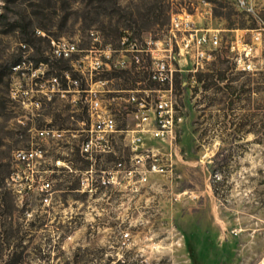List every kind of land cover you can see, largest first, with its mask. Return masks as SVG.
<instances>
[{"label": "rangeland", "instance_id": "374dc122", "mask_svg": "<svg viewBox=\"0 0 264 264\" xmlns=\"http://www.w3.org/2000/svg\"><path fill=\"white\" fill-rule=\"evenodd\" d=\"M12 1L0 0V12L12 19L23 8L34 17L28 0ZM255 1L261 20L232 0H67L63 8L44 9L52 20L49 32L36 27L32 38L41 53L29 44L20 51L25 62L11 72L4 59L17 55L21 42L0 27V71L6 66L0 81V264H264V30L250 57L225 45L236 33L247 41L252 28L264 27V0ZM184 13L221 38L195 70L169 32L171 18ZM123 34L134 35L137 50L124 47ZM58 39L75 43L77 51L46 97L38 84L54 77L52 41ZM169 48L172 131L144 133L134 152L128 141L138 130L137 106L126 101L128 90H137L149 107L144 127H157L155 103L169 93L163 91L167 80L151 76V57L166 60ZM95 56L104 65L99 75L89 71ZM32 57L47 62L34 68ZM244 62L250 67L243 69ZM35 69L41 78L32 76ZM67 76L100 90L116 121L110 151L81 152L87 92L62 95ZM99 77L105 84L94 83ZM19 84L32 92H16ZM34 99L45 104L35 107ZM69 114L80 115L83 124L70 123ZM46 126L61 128V135L38 137L36 129ZM31 146L39 154L28 168L15 152ZM45 180L48 191L41 189Z\"/></svg>", "mask_w": 264, "mask_h": 264}, {"label": "built area", "instance_id": "2783aa9c", "mask_svg": "<svg viewBox=\"0 0 264 264\" xmlns=\"http://www.w3.org/2000/svg\"><path fill=\"white\" fill-rule=\"evenodd\" d=\"M203 1V0H202ZM234 4L244 11L245 13L252 15L257 20H261L258 15V10L256 7L255 0H232ZM189 14L175 15L171 18L169 24V32L174 40V42L179 46V49L186 50L190 53L193 60V67L197 69L201 66V61L207 59L210 54L208 50L212 48H217L221 45V38L217 31L210 28H203L198 26L194 21L188 18ZM261 30L264 27L257 26L252 28L250 40H245L241 34H236L232 39L225 40V45L230 50H236L240 55L239 57H250L255 53H258L261 41ZM171 39V37H170ZM161 43V40H155L154 44ZM52 53L55 57L69 58L74 52L77 51V46L75 43L58 39L52 41ZM133 49V48H132ZM168 50V57L166 60L160 59L159 57L152 58L151 76L158 80H167L168 87L163 91L168 92V96L165 99H158L155 103V108L153 110V116L157 127L148 128L144 127L150 123L149 120V107L145 100L138 99L134 92L137 90H128V95L126 101L133 102L136 104L137 109L134 111V116L137 119L136 126H138L137 133L132 135L128 141L130 149L134 152L140 150L142 144V135L144 133H150L153 137H164L167 136L172 131V110H173V99L171 95L172 90V71L171 67V48ZM152 52V51H151ZM86 57V56H84ZM134 62H139V57H133ZM90 74L99 75L104 69L102 59L99 57H93L89 60ZM17 65L13 67L14 69L19 68ZM250 63L244 62L243 69L249 68ZM166 70L168 76H162L163 71ZM32 76H38L36 69L32 71ZM68 77V76H67ZM69 85L67 89L62 90V95L71 89L78 92H87L85 101L87 102V114H88V126L83 129L85 134L80 141V150L86 155H93L97 153H103L111 150L110 136L117 131L116 121L104 103L103 99L97 94L100 90L97 89H80L77 85L79 80L77 78L68 77ZM53 82H56V78L50 77L42 82H39V88H44V90L52 91ZM106 79L99 77L94 80L97 85L105 84ZM47 85L51 86L48 87ZM16 92L20 94H29L32 92V88L21 89L20 84L18 85ZM78 87V88H77ZM150 91H162L159 88H150ZM116 95L112 94L110 100H115ZM31 104L35 107H39L40 103L37 99L31 101ZM62 130L46 126L44 128L36 129L35 133L38 137H56L61 135ZM39 150L36 147H28L23 149H18L15 152V158L23 163L26 167L30 168L34 161L36 160ZM49 181L45 180L41 184V189L48 191L50 189ZM46 199V196L44 197Z\"/></svg>", "mask_w": 264, "mask_h": 264}, {"label": "trees", "instance_id": "16d2710c", "mask_svg": "<svg viewBox=\"0 0 264 264\" xmlns=\"http://www.w3.org/2000/svg\"><path fill=\"white\" fill-rule=\"evenodd\" d=\"M209 1H214V0H209ZM12 2L16 6H19L21 4V0H13ZM28 2H29L28 4H30L31 13L34 15L33 18L30 15L26 14L23 8H21V9L19 8L20 10H18L16 12V16L12 17V19H10L8 17L6 11L0 12V27H4L1 32L5 33V34H7V33L16 34L17 38L21 42V47H19L20 50L17 53V55H14L13 57H6L4 59V62L9 63L7 65V67L5 66L9 70V72H11L14 69L13 67H15L17 65L21 66L25 62V59H24V57L21 56L20 51L22 52L23 48H27L29 46V44H32L35 47L36 52L41 53L39 46L34 44L32 38L35 36L36 27H38L42 31L49 32L48 30L50 29L52 20L50 19L51 17L48 16L47 13H44V9L49 8V7L63 8L66 6L67 0H28ZM134 24L135 23L133 22L132 25H134ZM132 25H129V26H132ZM132 28L135 29V27H132ZM121 37H122L121 42L124 45V47H131L134 50H137L136 43L133 42L134 35L123 34V35H121ZM41 38H43V37H41ZM67 59L68 58L53 57V60L51 62V68H52V70H54V72H53L54 78H57L62 73L64 74V76L66 75V73H64L65 68H66V66H65L66 64L64 62ZM29 60L32 63L34 62L33 63L34 68H36L39 65V63H41V62H45V63L47 62L46 57H32ZM30 61H28V62H30ZM5 67L2 69V71H0V81L2 80L3 76L6 74V71H3L4 69H6ZM134 67H136V65H134ZM8 70H7V72H8ZM114 70L115 69H112L111 72H113ZM47 72H50V74L53 75L51 70H49ZM120 72H124V70H121ZM45 77H46V75L43 76V78H45ZM36 78H41V77H39V75H38ZM80 79H79V82L81 81ZM35 82H37V81H35ZM6 85H8V83H6ZM61 86H62L61 90H65V89H67L68 85H65L64 83H62ZM79 88L80 89H86L82 86L81 82L79 83ZM47 96H48V94H47ZM37 100L40 103L39 106H43V104H45V102L42 99L41 100L37 99ZM70 115L74 117L73 114H69L68 117ZM74 118L82 119V117L80 115H77ZM67 128H69V127H67ZM57 129L60 130L61 128H57Z\"/></svg>", "mask_w": 264, "mask_h": 264}, {"label": "crops", "instance_id": "0c3cea01", "mask_svg": "<svg viewBox=\"0 0 264 264\" xmlns=\"http://www.w3.org/2000/svg\"><path fill=\"white\" fill-rule=\"evenodd\" d=\"M236 30H237V29H236ZM236 34H238V33H236ZM263 44H264V42H263ZM109 57H114V53H111V54L109 55ZM121 90H123V89H121ZM71 91H72V92H77V93H78V91H75V90L70 89V90L67 91L65 94L69 95V92H71ZM108 91H110V90H108ZM119 91H120V89H117V90L114 89L112 92H119ZM45 94H48V95L50 94V95H51V94H52V91H50V90H46V91H45ZM65 94H64V95H65ZM46 97H49V96H46ZM76 100H77V99H76ZM76 100H75L74 97H73L72 99H70V103H71V102H74V103H72L71 105H75V104H76V103H75ZM72 111H73V110H72ZM69 117H70V121H69L70 123H73V122H76V123L79 122V123H80V122H81V124H83V121H79L78 118H74V117L71 116V115H70ZM65 130H66V131H69V128H66V129H64L63 131H65Z\"/></svg>", "mask_w": 264, "mask_h": 264}]
</instances>
